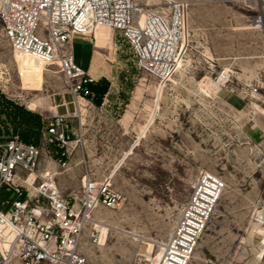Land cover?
<instances>
[{
  "label": "rangeland",
  "instance_id": "rangeland-1",
  "mask_svg": "<svg viewBox=\"0 0 264 264\" xmlns=\"http://www.w3.org/2000/svg\"><path fill=\"white\" fill-rule=\"evenodd\" d=\"M170 1L136 3L157 9ZM178 1L188 7L184 71L149 75L113 30L110 49L95 47L99 70L91 74L110 82L106 105L74 97L59 64L14 50L0 19V94L42 117L39 142L54 115L70 121L67 168L51 147L62 191L78 193L90 175L121 195L116 207L100 205L84 231L85 241L102 231L86 246L92 264H131L147 249L158 255L201 171L219 174L226 189L191 264H264V92L253 90L264 91V0ZM86 37L95 46L94 33ZM87 49L78 37L83 68ZM224 69L227 82L218 83ZM32 100L42 107L29 109Z\"/></svg>",
  "mask_w": 264,
  "mask_h": 264
},
{
  "label": "built area",
  "instance_id": "built-area-1",
  "mask_svg": "<svg viewBox=\"0 0 264 264\" xmlns=\"http://www.w3.org/2000/svg\"><path fill=\"white\" fill-rule=\"evenodd\" d=\"M0 19L14 50L47 65L59 64L74 97L90 105L96 95L88 85L96 80L76 61V36L86 38L100 24L122 31L139 68L167 80L185 52L189 26L187 4L178 0L157 9L139 8L136 0H0ZM228 77L224 69L216 81ZM109 103L105 94L102 105ZM70 131L68 116L56 114L37 144L19 134L0 139V193L10 194L0 199V264H92L86 246L100 242L102 231L93 232L89 241L84 231L100 205L116 207L121 195L90 175L83 177L78 193L62 191L51 147L57 149L59 165L67 168ZM225 189L223 177L201 171L158 255L139 251L131 264H191Z\"/></svg>",
  "mask_w": 264,
  "mask_h": 264
},
{
  "label": "trees",
  "instance_id": "trees-1",
  "mask_svg": "<svg viewBox=\"0 0 264 264\" xmlns=\"http://www.w3.org/2000/svg\"><path fill=\"white\" fill-rule=\"evenodd\" d=\"M88 86L96 95L95 104L102 105L103 97L110 88L109 80L103 77ZM42 128L43 120L39 114L6 99L0 94V139H7L14 134H19L26 143L37 144L41 137ZM1 193L5 192L2 191ZM4 195L8 197L10 194L5 193Z\"/></svg>",
  "mask_w": 264,
  "mask_h": 264
},
{
  "label": "bare ground",
  "instance_id": "bare-ground-1",
  "mask_svg": "<svg viewBox=\"0 0 264 264\" xmlns=\"http://www.w3.org/2000/svg\"><path fill=\"white\" fill-rule=\"evenodd\" d=\"M137 5H138V3H137ZM93 29L89 30V33H92V32L94 33V37H95V41H96L95 46L97 48H100V49H107V50L110 49L112 47V44H113V29L110 27L106 29L105 26H103V24H100L99 26H95ZM16 51H18V50H16ZM21 53H23V52H21ZM23 54H26V53H23ZM26 55H28V54H26ZM28 56L33 57L31 55H28ZM33 58H35V57H33ZM184 66H185L184 59H182V58L179 59L177 61L176 69L180 72H183ZM2 79H3V74L0 71V82L2 81ZM28 107L31 110H37L39 107H42V102L39 100H32L28 103ZM263 235H264V231H263Z\"/></svg>",
  "mask_w": 264,
  "mask_h": 264
},
{
  "label": "crops",
  "instance_id": "crops-1",
  "mask_svg": "<svg viewBox=\"0 0 264 264\" xmlns=\"http://www.w3.org/2000/svg\"><path fill=\"white\" fill-rule=\"evenodd\" d=\"M78 37H80L81 38V40H82V42H83V45H85V47H88V49H87V51H88V54H89V59H88V62H87V66H86V68H84L90 75L92 74V73H94V74H96V73H98V68H97V66H98V60H97V53H99V52H96V50H95V47L96 46H92L91 45V43H90V41H88V39H87V37L85 38V37H83V36H80V35H78V36H76L75 38H74V42H75V40L78 38ZM75 54V53H74ZM75 58H76V56H75ZM95 78V80L96 81H98L99 79H101V78H103V77H94Z\"/></svg>",
  "mask_w": 264,
  "mask_h": 264
}]
</instances>
